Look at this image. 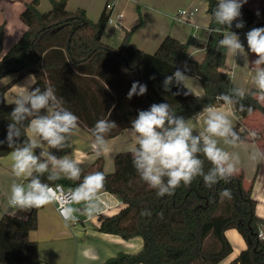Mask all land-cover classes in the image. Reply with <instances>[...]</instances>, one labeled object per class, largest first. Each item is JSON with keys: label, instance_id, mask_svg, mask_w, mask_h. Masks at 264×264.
I'll return each instance as SVG.
<instances>
[{"label": "trees", "instance_id": "obj_1", "mask_svg": "<svg viewBox=\"0 0 264 264\" xmlns=\"http://www.w3.org/2000/svg\"><path fill=\"white\" fill-rule=\"evenodd\" d=\"M206 1L209 29L220 27L212 15L217 0ZM20 19L27 29L0 57V80L8 74L16 75L0 85V141H6L10 113L15 107L14 103L4 101V94L15 81L29 74L34 76L31 87L55 88L57 96L64 99V107L79 117V125L89 134L97 120L114 121L117 127L107 139L131 127L138 111L147 110L154 103H169L176 115L188 119L207 104L222 103L218 95L235 86L224 74L226 53L217 48L223 37L215 31L208 35L205 45L192 40L181 42L167 35L153 53H147L129 43L135 27L126 31L117 47H112L101 41L106 12L92 21L83 9L67 10L65 0H51V8L46 12L39 11L38 0H31ZM239 20L258 28L264 25V12L255 15L243 4ZM1 37L0 30V43ZM190 47H204L202 60L197 63L202 99L192 93L185 95L188 90L183 85L177 87L173 83L170 91L163 87L164 79L181 69L180 62L187 58ZM137 81L147 86V92L128 99L127 93ZM242 103L264 113V105L251 94ZM234 110L238 116L234 127L246 137L242 120L249 114ZM24 139L27 137L22 135L18 142ZM11 151L6 142L0 144V156ZM113 165L112 172H104L99 157L94 171H83L80 181L50 182L47 174L41 177L45 183L75 188L84 175L98 171L105 175L103 191L116 195L125 207L103 218L100 230L124 239L139 236L142 248L135 254L120 253L104 264H219L232 251L224 235L229 228L237 229L247 247L228 264H264V240L257 236L264 219L255 213L252 183H246L242 170L229 183L221 181L209 188L198 177L189 186L181 185L173 195L159 197L139 178L130 151L118 152ZM209 167L205 161V171ZM226 188L231 190V199L220 195ZM39 209L30 210L25 217L1 215L0 264H41L38 244L28 237L37 226ZM145 209L152 213L150 217L140 215Z\"/></svg>", "mask_w": 264, "mask_h": 264}, {"label": "clouds", "instance_id": "obj_2", "mask_svg": "<svg viewBox=\"0 0 264 264\" xmlns=\"http://www.w3.org/2000/svg\"><path fill=\"white\" fill-rule=\"evenodd\" d=\"M245 3L247 0H217L212 15L220 27L206 31L222 35L223 38L217 43L218 50L223 49L233 58H244V66L251 73L250 82L254 91L246 93L243 87L233 86L230 92L221 93L217 97L223 102L225 110L207 104L187 120L176 115L169 103H154L147 110H139L137 117L131 121V127L127 129L129 137L134 141V146L130 149L133 167L139 178L149 188L156 190L159 197L173 195L181 185L189 186L198 177H202L209 188L221 181L229 183L240 171L242 163L240 153L229 149H236L241 145L251 143L247 155L249 161L264 162V150L255 143L259 133L251 130L246 137H242L236 131L228 111L237 108L238 111L251 115L252 107L242 103L249 94L258 103L264 104V27L253 28L245 34L247 52L239 35L230 30L234 21H237V29L244 27L239 18ZM204 43H207V39ZM248 52L254 54L256 59L249 62ZM185 71L177 69L171 76H167L163 81L164 90L170 91L175 83L177 87L183 85L188 89L185 95L193 93L186 86V81H193L198 77L190 78L185 75ZM224 74L230 80L235 75L231 71ZM33 81L34 77H29L27 85L19 87L13 102L15 107L10 113L11 123L8 125L6 141H0V144L6 142L12 149V175L25 181H13L10 186L7 204L13 215L57 201L58 194L54 193L49 183L41 179L45 174L50 182L60 179L80 181L82 175L77 159L68 154L58 157L51 151H63L71 147V139L79 131V117L64 107V99L57 96L55 88L47 86L41 90L39 87H31ZM146 92L145 84L133 82L127 98L142 96ZM175 94H179V91ZM195 96L203 98L202 95ZM189 121L201 124L203 131L195 133ZM116 127V123L110 119H99L94 124L90 147L97 158L110 151L107 137ZM22 135L27 139L18 142ZM205 161L210 164L207 171ZM105 183L106 177L99 171L83 176L82 182L70 193V203L59 209L66 224L76 222L78 213L91 218L102 211L100 194ZM220 195L222 198H232L231 190L227 188ZM140 215L150 217L152 213L145 209ZM261 236L264 238V234ZM84 255L87 257L88 253L85 252Z\"/></svg>", "mask_w": 264, "mask_h": 264}, {"label": "crops", "instance_id": "obj_3", "mask_svg": "<svg viewBox=\"0 0 264 264\" xmlns=\"http://www.w3.org/2000/svg\"><path fill=\"white\" fill-rule=\"evenodd\" d=\"M31 0H0V30L2 31L0 43V57H2L22 36L27 29L26 25L20 19V13L25 5ZM112 3V10L108 12L112 17L122 13L120 25L107 23L101 35V41L112 47H117L123 40L126 31L135 27L129 38V43L147 53H153L162 39L169 35L181 42L192 40L205 45V39L208 38L209 14L207 12L206 0H65L66 9L75 11L83 9L88 18L96 21L105 11L106 3ZM130 2H137L130 6ZM255 15L264 12V0H257L255 4L245 3ZM136 6V7H135ZM199 8V11L193 17L191 22H181L173 18V15L179 8L193 7ZM51 8V0H38V9L40 12H46ZM136 8V10L134 9ZM230 29L236 32L247 52L246 33L253 29L250 24L237 29L235 23ZM264 27V25L260 26ZM248 60L251 62L256 56L250 52ZM204 47H190L187 58L180 64L187 66L188 71L185 75L190 78L198 77L186 81V86L197 96L203 95V87L199 80V69L197 63L202 60ZM226 66L224 70L233 72L232 82L237 87H243L246 92L254 91L251 85V73L248 71L243 57L233 58L226 53ZM180 65V66H181ZM15 74H8L0 80V85H5L15 78ZM29 74L15 81L5 92L4 101L13 103L19 87L26 86ZM34 82V81H33ZM187 89V88H186ZM188 90V89H187ZM192 93V94H193ZM193 94V95H194ZM264 105V104H263ZM217 109L225 110L223 102L215 106ZM233 120L234 126L238 120L234 108L228 110ZM200 112V111H199ZM198 113V112H197ZM194 116V115H193ZM191 118V117H190ZM188 118V119H190ZM187 120V119H186ZM193 126L195 133L203 131V126L195 121H189ZM243 128L248 132L255 130L259 133L256 145L264 150V113L255 110L242 120ZM130 128V127H128ZM123 129L118 135L108 138L110 151L101 156L104 172H112L114 165V156L120 151H130L134 146V141L129 137L127 129ZM92 136L79 125V131L71 139V147L63 151L52 149L53 154L63 156L65 154L77 159L83 171H94L97 157L90 147ZM251 143L241 145L230 151L240 153L242 163L240 170L243 171L246 183H252V197L256 201L255 213L264 219V162L255 163L247 158ZM37 154L39 149L36 150ZM16 182H25L15 178L11 173L10 153L0 156V217L3 213L12 214V210L7 204L10 195V186ZM102 211L91 218L82 214L78 215V220L74 223L66 224L61 219L55 209V205L50 204L40 208L37 211V226L31 230L28 237L38 244V256L41 264H104L109 259L115 258L120 253L135 254L142 248V238L135 236L124 239L119 235L107 233L100 230L101 221L105 217L117 214L125 203L116 195L102 191ZM80 207L78 205H74ZM28 212H17L19 217L27 216ZM259 230L264 233V226ZM225 237L229 241L232 251L219 264H228L235 259L238 254L244 250L247 245L243 237L235 228L226 229ZM87 252V257L84 253ZM142 264V263H138Z\"/></svg>", "mask_w": 264, "mask_h": 264}, {"label": "built area", "instance_id": "obj_4", "mask_svg": "<svg viewBox=\"0 0 264 264\" xmlns=\"http://www.w3.org/2000/svg\"><path fill=\"white\" fill-rule=\"evenodd\" d=\"M110 10H112V3L108 2L105 5V12L107 14V23L114 24L115 26H119L120 20L122 18V13H119L116 17H112L110 14H108ZM198 11H199V8L196 6L182 8V9L177 10V12L173 15V18L181 22H191L193 17H195ZM181 68L185 70V66L183 64L181 65ZM186 71H188V69ZM50 186L52 187L54 193L58 194V199L56 202H54V205H55V209L57 213L63 220L59 209L62 206L66 205L67 203H70V193L72 189L74 188L64 186L62 183H53V184H50ZM261 234H264V233L261 230H258V233H257L258 238L264 240Z\"/></svg>", "mask_w": 264, "mask_h": 264}, {"label": "rangeland", "instance_id": "obj_5", "mask_svg": "<svg viewBox=\"0 0 264 264\" xmlns=\"http://www.w3.org/2000/svg\"><path fill=\"white\" fill-rule=\"evenodd\" d=\"M256 1H257V0H247V4H248V5H249V3H250V4H255ZM137 2H138V0H137ZM137 2H130L131 4H130V6H127V8L136 5ZM135 7H136V6H135ZM183 8H186V7H183ZM134 9L136 10V8H134ZM179 9H182V8H179ZM179 9H178V10H179Z\"/></svg>", "mask_w": 264, "mask_h": 264}]
</instances>
